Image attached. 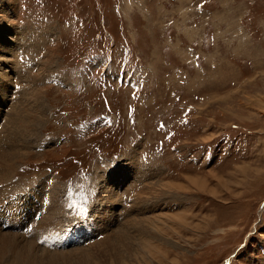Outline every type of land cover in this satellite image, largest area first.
I'll list each match as a JSON object with an SVG mask.
<instances>
[{"label": "rangeland", "instance_id": "rangeland-1", "mask_svg": "<svg viewBox=\"0 0 264 264\" xmlns=\"http://www.w3.org/2000/svg\"><path fill=\"white\" fill-rule=\"evenodd\" d=\"M9 1L0 264H264V0Z\"/></svg>", "mask_w": 264, "mask_h": 264}, {"label": "bare ground", "instance_id": "bare-ground-1", "mask_svg": "<svg viewBox=\"0 0 264 264\" xmlns=\"http://www.w3.org/2000/svg\"><path fill=\"white\" fill-rule=\"evenodd\" d=\"M10 1H11V0H10ZM10 1H9V2H10ZM11 2H12V1H11ZM5 7H6V8H9L10 10H12V7H13V6H11V5L9 4V5L5 6ZM9 9H7V10H9ZM10 31L12 32V30H8V29H1V30H0V45H1L0 49H1V51H4V49H5L6 51H8V50L10 49V51H11V48H10V47H7V46L5 45L6 42H8V40L12 38V37H7V35H10V34H8V33H11ZM11 35H12V34H11ZM6 51H5V52H6ZM8 53H9V51H8ZM4 54H5V53H4ZM10 56H11V55H10ZM22 56H23V55H22ZM5 57H6V56H5ZM7 57H8V56H7ZM0 60L5 61L6 58L0 57ZM9 62H10V61H9ZM11 67H12V65H11ZM8 71H9V70H5L4 73H2V75H1L2 78H7V79H9V77H12V76H10V74L8 73ZM5 73H6V74H5ZM0 82H1V80H0ZM8 86H9V85H8ZM4 95H5V94H0V99L3 98ZM35 99H38V104H39L38 107L41 108V104H42V103H41V99H40V97H38L37 94L35 95ZM40 103H41V104H40ZM14 111H15V110H14ZM17 113H18V112H17ZM17 113H16V114H17ZM16 114H15V115H16ZM36 115H38V119H39V117L42 115V113H41V112H38V113L36 112ZM19 116H20V115H19ZM17 117H18V116H17ZM7 118H8V117H7ZM24 118H25V116H24ZM24 118H23L22 120H24ZM18 119H19V118H18ZM14 120H15V119H14ZM5 121H6V120H5ZM5 121H4V122H5ZM12 121H13V120H12ZM15 121H17V120H15ZM18 122H19V121H18ZM18 122H17V123H18ZM21 122H23V121H21ZM34 122H35V121H34ZM37 122H38V121H37ZM9 123L11 124V121H9ZM15 123H16V122H15ZM35 124L38 125L37 123H32V122H29V121H28V122H25V126H26V125H28V126L30 125V128L32 127L33 130H36V128H37V127L35 126ZM7 125H8V124H7ZM11 126H12V125H11ZM16 128H18V127H16ZM14 129H15V128H14ZM37 129H38V128H37ZM16 130H17V129H16ZM18 130H19V129H18ZM1 132H2V133H6V132H4L3 130H1ZM11 132H12V131H11ZM17 132H18V131H17ZM25 132H26V131H22L21 135H23V136H25V135H26V136H29L30 133H31L32 131H31L30 133H29L28 131H27L28 133H25ZM0 134H1V133H0ZM8 134H9V133H8ZM8 134H7V136H6V135H5V136H4V135H0L1 137L4 136V138H2V139L0 138V140H1V141H2V140L5 141V139L7 140V138H8V140L12 142V138H11V137H8ZM12 134H13V133H12ZM17 134H18V133H17ZM33 134H34V133H33ZM15 135H16V134H15ZM16 136L18 137L19 135H16ZM30 136H32V135H30ZM30 136H29V137H30ZM12 137H13V136H12ZM20 139H21V137H20ZM26 140H28V139H26ZM4 141H3V142H4ZM16 141H17V139H16ZM30 141H31V140H30ZM5 142H6V141H5ZM19 142H20L21 146H27L28 143H29V141H28V143L24 145L25 142H22V139H21ZM20 144H19V146H20ZM13 145H14V144H13ZM4 146H5V144H4ZM4 146H3V148H4ZM9 147H10V146L6 147V149H9ZM16 148H17V147H16ZM18 148H19V147H18ZM21 148H22V147H21ZM3 150H4V149H3ZM23 150H24V149H23ZM23 150H22V151H23ZM17 151H19V150H17ZM22 151H19V152H22ZM17 153H18V152H16V149H12V148H10V150H8V151H4L3 153H1V154H0V166H2V167H0V168L2 169L4 166H7V167H8V166H9V162H12V161H11V160H12L11 158L14 157ZM18 154H19V153H18ZM21 154H22V153H21ZM22 155H23V154H22ZM16 156H17V155H16ZM16 156H15V157H16ZM19 156H20V155H19ZM15 157H14V158H15ZM142 164H143V163H141V164H139V165L142 166ZM137 165H138V164H137ZM11 166H13V165L11 164ZM121 167H122V166H121ZM147 167H149V166H147ZM12 168H13V167H12ZM5 169L8 170V169H10V167H9L8 169L5 167ZM150 169H151V168H150ZM6 170H4V168H3V169L1 170V172H0V177L2 178V180H3V179L5 178V176H6V173H5ZM12 170H13V169H12ZM10 173H11V172H10ZM148 173H149V172H148ZM9 176H11V174H10ZM11 178H13V177H11ZM11 178H9V181L11 180ZM0 180H1V179H0ZM6 180H7V179H6ZM3 181H5V180H3ZM3 181H2V185H4V184H3ZM43 182H44V181H43ZM10 183H11V182H10ZM13 183H14V185L16 184L15 182H13ZM44 184H45V182H44ZM44 184H43V185H44ZM156 184H157V183H156ZM167 184H168V183H167ZM51 185H53V184H51ZM51 185H50V187H51ZM7 186H8V185H7ZM11 186H12V185H11ZM32 186H33V185H32ZM46 186H47V185H46ZM166 186H168V185H166ZM166 186H164V188H165ZM3 187H4V186H3ZM5 187H6V186H5ZM17 187H18V186H17ZM52 187H53V186H52ZM161 187H162V186H161ZM0 188H2V187H0ZM45 188H46V187H45ZM113 188H114V187H113ZM11 189H12V187H11ZM21 189H22V188H21ZM46 189H47V188H46ZM50 189H51V188H50ZM109 189H110V188H109ZM140 189H141V188H140ZM1 190H2V189H1ZM1 190H0V191H1ZM8 190H9V191H8L9 193H12V192L10 191V188H9V187H8ZM12 191H13V190H12ZM17 191H18V190H17ZM25 191H26V190H25ZM5 192H6V190H5ZM5 192H4V193H5ZM14 192H15V191H14ZM14 192H13V193H14ZM19 192H20V191H19ZM23 193H24V192H23ZM27 193H28V192H27ZM41 193H42V192H41ZM53 193H54V192H53ZM53 193H51V194H53ZM112 193H113V192H112ZM2 194H3V191H2ZM6 194H8V193H6ZM16 194H17V193H16ZM16 194H15V195H16ZM116 194H118V193L116 192ZM42 195H43V194H42ZM45 195H46V194H45ZM8 196H9V195H8ZM46 196H47V195H46ZM46 196H45V197H46ZM116 196H118V195H116ZM112 197H113V196H112ZM33 198H34V197H33ZM59 198H60V197H59L57 194L52 195V198H51V199L53 200L52 203H53L54 206H50L51 203L48 205V207L50 206V210L48 209L49 211H48V212L46 211L48 214H50V212H53L52 210H56V209L59 207V204H60V202H61V199H59ZM114 198H115V197H114ZM116 198H117V197H116ZM116 198H115V200H116ZM4 199H5V198H4ZM4 199H3V200H4ZM45 199H46V198H45ZM110 199H111V198H110ZM117 199H118V198H117ZM17 200H18V199H17ZM42 200H43V199H42ZM46 200H47V199H46ZM52 200H51V201H52ZM112 200L114 201L113 198H112ZM123 200H124V199H123ZM43 201H45V200H43ZM63 201H64V200H63ZM110 202H112V201H110ZM116 202H117V201H116ZM154 202H156V201H154ZM42 203H43V202H42ZM46 203L48 204V200H47V202H45V204H46ZM113 203H114V202H113ZM146 204H147V203H146ZM146 204H145V206L148 207V204H147V205H146ZM60 205H61V204H60ZM114 205H115V204H114ZM122 205H123V204H122ZM46 206H47V205H46ZM62 206H63V205H62ZM149 206H150V205H149ZM155 206H156V205H152L151 207H154V208H155ZM42 207H43V206H42ZM137 207H138V206H137ZM146 207L143 206V209H144V208L146 209ZM156 207H157V206H156ZM130 208H131V207H130ZM154 208H153V209H154ZM38 209H39V208H38ZM64 209L66 210V208H64ZM46 210H47V209H46ZM130 210H131V209H130ZM149 210H150V209H149ZM151 210H152V209H151ZM42 211H43V210H42ZM117 211H118V210H117ZM128 211H129V210H128ZM145 211H147V209H146ZM145 211H144V212H145ZM36 212H37V211H36ZM54 212H55V211H54ZM54 212H53V213H54ZM57 212H58V211H57ZM57 212H56V215H57ZM59 212H60V211H59ZM59 212H58V213H59ZM41 213H43V212H41ZM63 213H64V212H63ZM39 214H40V210H39ZM60 214H61V212H60ZM123 214H124V213H123ZM44 215H45V214H44ZM37 216H38V215H37ZM41 216H42V215H41ZM50 216H51V215H50ZM58 216H59V215H58ZM60 216H61V215H60ZM60 216H59V217H60ZM147 216H148V215H147ZM32 217H33V216H32ZM150 217H151V216H149V217H145V218H133V217H131V218L125 220V222L123 223V225H125L124 228H125L126 226H128V225L131 224L132 226H134L133 229H134V230H137V229H136L137 227H140V228H141V225H140L141 223H140V222H142V220H147V219H149ZM57 218H58V217H57ZM63 218H66V217H63ZM63 218H60V219H63ZM68 218H69V217H68ZM99 218H100V217H99ZM116 218H117V217H116ZM116 218H115V220H116ZM152 218H154V216H153ZM34 219H35V218H34ZM60 219H56V218L53 219V224H50V226H53L54 223H55V221H56V222L58 221V223H56V224H59V220H60ZM66 219H67V218H66ZM80 220H81V219H80ZM35 221H39V220H35ZM41 221H42V220H41ZM43 221H44V220H43ZM43 221H42V222H43ZM60 221H61V220H60ZM64 221H65V220L63 219V222H64ZM42 222H41V224H42ZM51 222H52V221H51ZM61 222H62V221H61ZM61 222H60V223H61ZM65 222H66V221H65ZM65 222H64V223H65ZM71 222H72V221H71ZM145 222H146V221H145ZM30 223H31V222H30ZM38 223L40 224V222H38ZM49 223H50V222H48V225H49ZM68 223H69V222H68ZM142 223H143V222H142ZM35 224H36V223H35ZM43 224H45V223H43ZM56 224H55V225H56ZM61 224H63V223H61ZM33 225H34V223H33ZM37 225H38V224H37ZM45 225H47V223H46ZM59 225H60V224H59ZM59 225H58V226H59ZM121 225H122V224H121ZM123 225H122V226H123ZM58 226H57V227H58ZM122 226H121V229H118L117 231H115L116 234L120 236V237L117 239V241H118V240H119V241L122 240L123 237H124L123 232H125V230H124V229H123L124 231L122 230ZM33 227H34V226H33ZM44 227H45V226H44ZM48 227H49V226H48ZM101 227H102V226H101ZM45 228H47V227H45ZM49 228H50V227H49ZM52 228H53V227H52ZM52 228H50L49 230H51ZM59 228H60V226H59ZM103 228H104V227H103ZM36 229H38V228H36ZM64 229H65V228H64ZM141 229H142V228H141ZM9 230H10V229H9ZM42 230H43V229H42ZM49 230L47 229V231H48L47 233H49ZM55 230H56V229H55ZM147 230H148V229H147ZM152 230H153V229H152ZM52 231H53V230H52ZM113 231H114V230H113ZM113 231H112V232H113ZM140 231H141V230H140ZM5 232H6V231H5ZM5 232H3V233H5ZM33 232H34V231H33ZM44 232H45V231H44ZM128 232H129V231H128ZM137 232H139V230H137ZM13 233H15V232H13ZM35 233H36V232H35ZM40 233H42V232H40ZM125 233H127V232H125ZM8 234H9V232H8ZM8 234L6 233V234H4V235H0V236H2V239H1V241H0V253H8L7 250H5V249H9V248H10V244H11L12 242H15V241L17 242V240H14V239L16 238L15 235H13V234H12V235H11V234L8 235ZM17 234H18V232H17ZM21 234H22V233H21ZM25 234H26V233H25ZM33 235H34V233H33ZM35 235H36V234H35ZM35 235H34V236H35ZM47 235H48V234H47ZM18 236H20V233H19ZM22 236H23V235H22ZM34 236H33V237H34ZM52 236H53V235H52ZM110 236H111V235H110ZM110 236H108V235L105 236L101 241H98V242H96V243H94V244H90V245L88 246V249L85 247V249H82L81 251H85V252H86V250H87V252H88L89 250H91V249L94 248V247L97 248L98 246H101V245H103V244H109ZM125 236H127V235H125ZM20 237H21V236H20ZM35 237H37V235H36ZM41 237H42V236H41ZM41 237H40V238H41ZM114 237H115V236H114ZM114 237H113V238H114ZM117 237H118V236H116V238H117ZM18 238H19V237H18ZM100 238H102V237H100ZM22 239H23V238H22ZM34 239H35V238H34ZM37 239H38V238H37ZM45 239H46V240H49V237H47V238H45ZM128 239H129V238H128ZM30 240H31V239H30ZM125 240H126V239H125ZM23 241H24V240H23ZM96 241H97V240H96ZM114 241H115V242H113V241H112V242H113V243H116V240H114ZM119 241H118V243H119ZM122 241H123V240H122ZM122 241H121V242H122ZM10 242H11V243H10ZM92 242H93V241H92ZM94 242H95V241H94ZM121 242H120V243H121ZM123 242H124V241H123ZM32 243H33V242H32ZM34 243H35V242H34ZM86 243H87V242H86ZM24 244H25V243H23L22 245H24ZM27 244L29 245L30 243H27ZM27 244H26V245H27ZM35 244H36V243H35ZM147 244H148V242H144V241H143V242H142V246H140V247H142V248H140L139 245H137V248L140 249V250H142L143 247L146 246ZM26 245H25V247L28 248V246H26ZM112 245H113V244H112ZM12 246H14V244H13ZM35 246H36V245H35ZM35 246H34V247H35ZM85 246H86V245H85ZM129 246H130V245H129ZM14 247H16V246H14ZM17 248H18V247H17ZM17 248H15V249H17ZM29 248H32V247L29 246ZM29 248L23 250L21 247H19L18 249H22L23 251H21L20 253H18L17 257L20 259V261L23 262V264H36L38 258H37L36 255H31V253H30V249H29ZM64 248H65V247H64ZM128 248H129V247H128ZM130 248H132V247H130ZM18 249H17V250H18ZM44 249H45V248H44ZM132 249H133V248H132ZM9 250L11 251V248H10ZM12 250H13V249H12ZM31 250H32V249H31ZM78 250H79V249H78ZM127 250H128V249H127ZM18 251H19V250H18ZM129 251H131V250L129 249ZM11 252H12V251H11ZM65 252H66V251H65ZM76 252H77V251H76ZM141 252H142V251H141ZM61 253H62V252H61ZM63 253H64V252H63ZM13 254H15V253H13ZM46 254H47V253H46ZM49 254H50V253H49ZM53 254H58V253H53ZM127 256H128V254H127V255H123V254H122V257H120V258H122V259H121V262H120V260H119V263H120V264H125V261H123V260H124L125 257L127 258ZM14 257L17 258L16 255H15ZM6 258H7V257H6ZM119 263H118V264H119Z\"/></svg>", "mask_w": 264, "mask_h": 264}, {"label": "built area", "instance_id": "built-area-1", "mask_svg": "<svg viewBox=\"0 0 264 264\" xmlns=\"http://www.w3.org/2000/svg\"><path fill=\"white\" fill-rule=\"evenodd\" d=\"M263 204V203H262Z\"/></svg>", "mask_w": 264, "mask_h": 264}]
</instances>
